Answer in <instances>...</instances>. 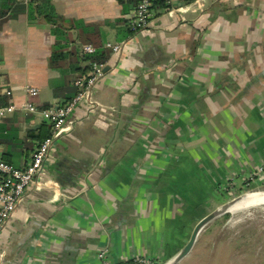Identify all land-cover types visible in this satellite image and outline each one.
Listing matches in <instances>:
<instances>
[{
	"label": "crops",
	"instance_id": "crops-1",
	"mask_svg": "<svg viewBox=\"0 0 264 264\" xmlns=\"http://www.w3.org/2000/svg\"><path fill=\"white\" fill-rule=\"evenodd\" d=\"M32 1L0 0V107L15 108L0 119L7 163L24 167L49 129L39 113L25 110L27 103L40 111L76 95L74 81L89 72L85 47L99 41L109 52V70L93 88L95 106L74 110L37 186L1 230L0 264L167 263L189 241L186 228L208 214L190 221L184 216L188 207L177 189L191 174L198 192L202 171L186 152L165 146L183 143L190 117L206 122L214 116L221 95L228 102L219 111L241 106L261 116L246 104L256 106L264 96V0H203L198 7L193 0H172L171 9L166 0H159L164 7L154 0L150 26L132 35L134 0H51L70 21L61 39L43 18L28 16ZM108 44L123 49L114 55ZM55 51L63 57L52 66ZM202 67L210 68L206 80ZM211 68L220 70L218 82ZM30 88L38 94L30 96ZM251 141L246 153L264 164V152ZM167 176L178 179L175 194L167 192ZM161 177L166 183L158 190L153 185ZM231 180L235 187L242 181ZM179 206L181 214L173 216ZM30 228L27 244L8 256L12 242Z\"/></svg>",
	"mask_w": 264,
	"mask_h": 264
},
{
	"label": "rangeland",
	"instance_id": "rangeland-1",
	"mask_svg": "<svg viewBox=\"0 0 264 264\" xmlns=\"http://www.w3.org/2000/svg\"><path fill=\"white\" fill-rule=\"evenodd\" d=\"M232 65L233 68L238 67L239 61L233 60ZM257 65L261 66V61ZM201 69L200 71L205 75L202 79L206 80V76L210 74V68L202 67ZM211 69L215 71L213 80L218 82L220 70ZM202 83L204 84L203 81ZM227 102L224 95L215 97L214 112L217 113L214 116L212 111L211 118L205 120L206 122L202 121L203 123L190 117L191 124H184L186 128L183 127V143L173 141L170 142L169 149L165 146L167 152L171 151L170 148L186 152L190 159H193L199 166L202 171L200 174L213 176L217 181L223 180L224 182L230 178H235V180L240 178L242 181H236L238 186L234 187L233 194L227 197L225 204L254 190H264V179L259 176V169L263 165L257 164L255 159L250 158L246 153L249 147L248 142H252L251 139L258 142V146L264 152V145H262L264 143V96L261 97V103L256 106H253L255 102L251 106L249 103L246 104L248 111L253 112L252 109L257 108L261 114L260 117L257 114L249 116L245 108L241 106H238L236 111L225 112L223 109L219 111ZM193 135L195 139H192ZM174 144L175 147H173ZM226 175L227 179H225ZM249 176L257 178L255 177L254 181L250 182L251 188L247 189L244 187L248 182L246 178ZM163 179V177L158 178L153 186L157 184L155 188L160 190L166 183ZM166 179L168 188L174 182L170 180L171 176H167ZM193 184L194 180L187 183L188 188L186 189L192 191L189 198L185 194L187 190H182L185 203L183 205L189 208L184 216H188L189 221L222 208L224 205L222 202L202 198L206 196V190L201 197L198 194L194 195L197 190H192ZM167 192L175 194V186L167 189ZM209 201L211 206H205L210 205ZM179 210H182L180 206L174 211L173 216H179L181 214ZM196 224L197 222L193 221L186 228L188 229L186 239L191 235ZM179 264H264V207L253 208L237 216L230 214L218 216L203 229L192 251Z\"/></svg>",
	"mask_w": 264,
	"mask_h": 264
},
{
	"label": "built area",
	"instance_id": "built-area-1",
	"mask_svg": "<svg viewBox=\"0 0 264 264\" xmlns=\"http://www.w3.org/2000/svg\"><path fill=\"white\" fill-rule=\"evenodd\" d=\"M193 3V6L198 7L204 1L193 0ZM165 4L168 9H171V5L174 3L172 0H166ZM182 8L178 6L177 11L182 12ZM154 17V0H136L135 10L128 21V29L134 33L145 30L150 26ZM106 47L114 55H118L123 49L122 44H108ZM95 51V48L92 46L84 48V52L88 54H93ZM106 67V62H89L88 75L79 77L74 81V86L77 90L76 95L63 104H56L51 108L40 111L32 103L25 105V110L28 112L39 113L42 116V119L49 125L50 135L38 144L29 162L22 168H17L7 163L0 148V232L13 216L23 197L35 185L37 186V178L74 110L83 103L90 105V107L95 106V103L92 101V91L95 84L105 76ZM28 94L36 96L38 90L30 88ZM14 109L12 105L0 107V119L12 113ZM262 165L259 169V176L264 179V164ZM255 177L249 176L246 178L248 182L245 183V188H251L250 182H253ZM225 187L234 190V180L227 181ZM100 257L103 259V255ZM103 264L107 263L104 262ZM133 264H147V262L134 261Z\"/></svg>",
	"mask_w": 264,
	"mask_h": 264
},
{
	"label": "trees",
	"instance_id": "trees-1",
	"mask_svg": "<svg viewBox=\"0 0 264 264\" xmlns=\"http://www.w3.org/2000/svg\"><path fill=\"white\" fill-rule=\"evenodd\" d=\"M16 0H7V3L11 4L14 3ZM134 2L136 3V0H134ZM158 7H164V3H160V1L158 0L156 2ZM28 16L33 19L35 16L41 17L45 20V22L47 24H49L52 27V33L53 35H55V37L57 39H61V38H65L66 37V29L64 27V24H69L70 25V21L66 20L64 17L59 16L56 12L55 9L51 3V0H34L32 1V3L29 4L28 6ZM91 29H88V31H85L84 34L88 35L90 33H92L93 31H95L96 29L92 28V31L89 32ZM89 32V33H88ZM129 34L132 35L133 32L129 30ZM59 41L57 40V46H58ZM94 47L96 48V51L93 54H89V56L87 57V59L90 62H101V63H105L108 59L109 56V52L107 50H104L103 45L98 41V42H94ZM61 48V47H60ZM58 51H55L53 53V56L51 58V64L52 66H56L59 63V60L63 57L62 54H58ZM7 106V105H4ZM3 106V107H4ZM170 132L172 131V133H174L176 126L173 125V127L169 128ZM50 135V130L48 129L46 135L44 136V138H47ZM154 145V143H153ZM185 180L187 183H190V181L193 179V176L191 174H185L184 176ZM198 178V187H199V191L195 192L194 195L198 194L199 197H201V194H204V190H206L207 194L204 198H212L215 201H217L218 203H223L227 200V197H230V195H232V188H226L225 184L227 183V181H223V180H219V181H213L212 178L205 176L204 174H200L198 173L197 175ZM171 180V179H170ZM178 180V179H177ZM177 180H173L174 182L172 184V186H170V188L174 187L177 183ZM244 187V186H243ZM169 188V189H170ZM187 187V185L183 188V189H177V191H179V194L181 196H183V191L185 190ZM245 188V187H244ZM186 195L189 198V194L192 192L191 189H186ZM194 190V189H192ZM176 191V189H175ZM205 192V193H206ZM184 199V197H183ZM185 204V203H184ZM189 209V208H188ZM186 210V209H185ZM128 264H133L132 261H130Z\"/></svg>",
	"mask_w": 264,
	"mask_h": 264
},
{
	"label": "water",
	"instance_id": "water-1",
	"mask_svg": "<svg viewBox=\"0 0 264 264\" xmlns=\"http://www.w3.org/2000/svg\"><path fill=\"white\" fill-rule=\"evenodd\" d=\"M109 70L108 67L105 68V72H107ZM254 192H264V190H258ZM251 193V192H249ZM243 196V195H242ZM241 197V196H239ZM238 197V198H239ZM236 198V199H238ZM236 199H233L231 202H227L226 204H224L222 206V208L208 214L206 217H204L202 220H200V222L195 226L191 237L189 239V241L185 244V246L171 259L169 260L167 263L165 264H179L186 256H188V254L192 251V249L195 246V243L197 242V239L200 235V233L203 231V229L209 224L211 223L214 219H216L218 216L225 214V213H221L220 211L223 209H227L229 207H231V203L233 201H235ZM228 213V212H227ZM230 214V213H229ZM32 228H30V230H28L27 232H25L23 234V236L16 241H13L8 252V256H16L17 253L27 244V242L29 241L31 235L33 234Z\"/></svg>",
	"mask_w": 264,
	"mask_h": 264
},
{
	"label": "bare ground",
	"instance_id": "bare-ground-1",
	"mask_svg": "<svg viewBox=\"0 0 264 264\" xmlns=\"http://www.w3.org/2000/svg\"><path fill=\"white\" fill-rule=\"evenodd\" d=\"M230 205L231 207L223 209L220 212H228L232 216H237L250 209L264 207V192L247 193L233 201Z\"/></svg>",
	"mask_w": 264,
	"mask_h": 264
}]
</instances>
